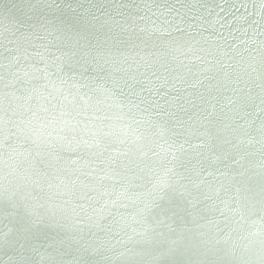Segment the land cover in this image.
<instances>
[{"label": "snow or ice", "instance_id": "1", "mask_svg": "<svg viewBox=\"0 0 264 264\" xmlns=\"http://www.w3.org/2000/svg\"><path fill=\"white\" fill-rule=\"evenodd\" d=\"M197 3L0 9V264H264V0L235 63Z\"/></svg>", "mask_w": 264, "mask_h": 264}, {"label": "water", "instance_id": "2", "mask_svg": "<svg viewBox=\"0 0 264 264\" xmlns=\"http://www.w3.org/2000/svg\"><path fill=\"white\" fill-rule=\"evenodd\" d=\"M259 2L260 0H198L197 7L204 17L203 35L209 38L204 47L209 48L216 59H221L222 52H227L229 56L234 57L228 61L229 63H235V60L239 59L232 51V46H237L236 51H242L248 46L242 41L250 40L252 31L249 29L247 35H244L243 30L248 28L251 20L257 19L255 15H249V13H255ZM26 3L27 0H0V9L13 8L14 5L24 7ZM244 17H247V20ZM257 39L261 38L257 37ZM251 47L254 48L255 45ZM243 55L247 57L248 53H243ZM223 59L227 60L228 57H223ZM208 83L205 81V85ZM190 91L195 90L190 89ZM200 91H205V88H200ZM225 95L231 96L232 93L227 92ZM221 102L227 103L223 99Z\"/></svg>", "mask_w": 264, "mask_h": 264}]
</instances>
